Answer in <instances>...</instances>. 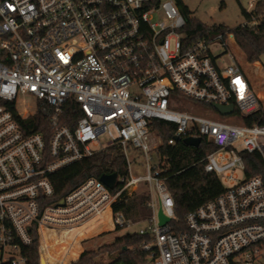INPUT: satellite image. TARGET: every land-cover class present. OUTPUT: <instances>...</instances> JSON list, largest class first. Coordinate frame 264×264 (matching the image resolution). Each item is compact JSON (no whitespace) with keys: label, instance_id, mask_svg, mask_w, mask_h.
Segmentation results:
<instances>
[{"label":"built area","instance_id":"built-area-1","mask_svg":"<svg viewBox=\"0 0 264 264\" xmlns=\"http://www.w3.org/2000/svg\"><path fill=\"white\" fill-rule=\"evenodd\" d=\"M186 25L175 0H0V264H29L35 236L41 262L50 253L58 261L47 264H71L80 233L102 234L104 217L114 229L145 224L135 233L150 238L141 245L146 264H264V177H249L243 158L257 154L264 163V124L200 112L233 106L221 116L243 120L263 104L230 51L233 34L191 43ZM214 44L225 48L230 65L212 53ZM180 98L197 107L174 110ZM66 106L78 109L74 125L61 124ZM37 112L49 118L47 132L30 129ZM155 120L175 127L170 145L194 137L216 147L205 171L225 191L188 213L182 228L161 176ZM114 146L128 174L113 189L90 178L55 197L54 174ZM130 148L143 153L145 175L134 173ZM142 190L148 218L133 222L114 212L124 192ZM93 223L96 230L85 232ZM65 235L58 255L48 241Z\"/></svg>","mask_w":264,"mask_h":264},{"label":"trees","instance_id":"trees-1","mask_svg":"<svg viewBox=\"0 0 264 264\" xmlns=\"http://www.w3.org/2000/svg\"><path fill=\"white\" fill-rule=\"evenodd\" d=\"M175 1L186 19L185 32L191 43L202 40L209 42L219 35H225L227 32L233 34L247 61L253 65H248L232 38H230L229 44L236 49L238 58L251 77L256 93L264 105V71L258 64L264 56V0L256 2L251 11L242 8V15L247 25H241L231 31H228L224 26H205L193 17L192 12L184 6L181 0ZM204 108L214 109L212 106ZM77 116L78 109L76 107L66 106L61 124L74 125ZM28 122L30 129L34 133L47 132L50 126L49 118L39 112L35 113ZM21 124L23 125L24 122ZM242 124L245 126L264 124V109L262 105L256 112L244 118ZM152 125L158 129L162 140V145L156 150L161 164L164 165V171L161 176L174 199L176 218L182 228L184 227V218L188 213L215 200L225 191L221 181L214 174L205 171L206 157L215 151L216 147L205 139H202L198 147L186 145L183 139L176 141L174 145H170L169 141L174 138L175 127L159 120L153 121ZM46 141L49 142L47 135ZM243 158L249 177H264V163L259 155L244 154ZM114 173L119 177L128 174L126 158L118 146L111 147L91 158L72 164L54 174L51 180L56 191L55 197L66 196L90 178L100 179L103 175ZM148 200L149 194L145 190L131 195L124 192L117 203L114 204L113 210L116 214L123 215L127 220L139 222L148 218L151 214L147 206ZM95 228L97 226L94 223L90 224L86 227V232H92ZM101 230L105 231L108 229L102 227ZM121 230L123 228L117 227L114 231L118 232ZM110 233L105 232L100 236ZM92 236L93 234L86 235V239L88 240ZM54 238L55 236L51 239ZM149 242L150 238L147 236L127 233L116 237L111 244L103 245L97 250H85L81 256V244L76 242L68 254H73V260L78 259L80 256L77 261L71 264H146L148 255L142 251L141 245ZM57 246H59V243ZM28 254L29 264H41L37 236H35ZM103 256L111 257L112 260L108 263H102L98 259ZM45 259L46 256H43V264H45Z\"/></svg>","mask_w":264,"mask_h":264},{"label":"rangeland","instance_id":"rangeland-1","mask_svg":"<svg viewBox=\"0 0 264 264\" xmlns=\"http://www.w3.org/2000/svg\"><path fill=\"white\" fill-rule=\"evenodd\" d=\"M184 6L189 8V10L192 12L193 17L198 19L202 24L208 27L212 26H224L227 28L228 31H231L241 25H244L246 23L244 16L242 15V8L251 11V3H256L260 0H181ZM234 43L235 41L232 40ZM230 51L235 54L236 56L237 51L236 49L229 44ZM212 53L215 56L223 55V60L221 63L225 65H230L231 61L230 58L224 54L225 48L220 46V44H214L211 47ZM261 67H263L264 70V56L261 59ZM180 106L179 108H174V110L177 111H184L188 110L190 106L197 107V105L194 102H191L187 99L180 98L176 99ZM264 108V105H263ZM201 113H209L211 117H216V119L220 120H226L229 123H235V124H242V119L239 116L235 117H222L219 114H215L212 112V110L207 108H200ZM157 138V136H154ZM264 142V140H262ZM159 144V141L156 140V145ZM130 156L132 160L133 170L135 174L145 175L146 174V159L143 155V153L140 150H136L134 148H130ZM151 156H154V153L150 154ZM152 164L154 162L152 161ZM101 227H103L101 225ZM107 227V226H104ZM109 227L111 228V225L109 223ZM145 227V224L135 225L132 228L129 229H123L121 231L115 232L114 230L108 231L111 232L110 234H106L104 236H93L90 237L88 240L85 238V242L82 243L83 252L85 250H97L103 245L111 244L116 237L123 236L127 233H135L140 228ZM96 230V229H95ZM107 232V231H106ZM105 233V232H103ZM102 233V234H103ZM81 234V233H80ZM82 252V253H83ZM82 254H80L81 256ZM80 258V257H79ZM102 263H108L112 259L108 256H103L98 259ZM40 263L41 257H40Z\"/></svg>","mask_w":264,"mask_h":264},{"label":"water","instance_id":"water-1","mask_svg":"<svg viewBox=\"0 0 264 264\" xmlns=\"http://www.w3.org/2000/svg\"><path fill=\"white\" fill-rule=\"evenodd\" d=\"M214 108L220 113L222 116H229L234 112L233 106H220V105H214ZM202 139L201 138H187L184 140V143L188 146L198 147L201 144ZM118 175L116 173L110 174V175H103L100 178V181L105 184L108 188L113 189L115 187V183L117 180ZM159 223L160 225L167 224L170 220L169 218L165 217L162 213V210H159Z\"/></svg>","mask_w":264,"mask_h":264},{"label":"bare ground","instance_id":"bare-ground-1","mask_svg":"<svg viewBox=\"0 0 264 264\" xmlns=\"http://www.w3.org/2000/svg\"><path fill=\"white\" fill-rule=\"evenodd\" d=\"M107 218L104 217V223L102 224V226H103V228L109 230L110 227H109V222H108ZM104 226H107V227H104ZM85 232H86V229H85ZM52 237L53 236H51V238ZM85 238H86V235H83L82 232H81V234L79 235V239H78L77 242H81L82 240H85ZM67 239H68V235L63 236L62 239H57L55 237L54 239L49 240L48 241V244L51 246L52 250L56 254L60 255V254H62V250H64L65 249V246L67 245ZM58 243H59V246L56 247V245ZM68 257L69 258H72L73 257V254L72 253L68 254ZM47 258H50V261H58V258L56 256H53V255H51L49 253L48 254V257H46V259H45V264H47Z\"/></svg>","mask_w":264,"mask_h":264},{"label":"crops","instance_id":"crops-1","mask_svg":"<svg viewBox=\"0 0 264 264\" xmlns=\"http://www.w3.org/2000/svg\"><path fill=\"white\" fill-rule=\"evenodd\" d=\"M235 45L237 46V48H238V50L240 51V53L243 55V57L245 58V60H246V62L248 63V65H253V64H250L248 61H247V58H246V56H245V54L241 51V49L239 48V46L237 45V43H236V41H235ZM254 64H257V63H254ZM258 64L261 66V62H258ZM262 69H263V67H262ZM264 71V70H263ZM111 230H114V228L111 226V228H109V230H106L107 232L108 231H111ZM106 231H104V232H106ZM81 247H82V245H81ZM82 252H83V247H82V251H81V253L80 254H82ZM80 257V256H79ZM79 257H78V259H79ZM78 259H76L75 261H77Z\"/></svg>","mask_w":264,"mask_h":264}]
</instances>
